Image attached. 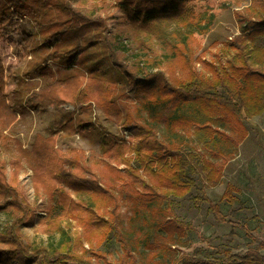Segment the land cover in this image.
Returning a JSON list of instances; mask_svg holds the SVG:
<instances>
[{"label": "rangeland", "instance_id": "rangeland-1", "mask_svg": "<svg viewBox=\"0 0 264 264\" xmlns=\"http://www.w3.org/2000/svg\"><path fill=\"white\" fill-rule=\"evenodd\" d=\"M51 1L40 0L48 5L60 0ZM258 1L188 0L178 15L161 18L153 28L145 30L129 23L110 0H66L59 3L78 8L85 15L101 14L113 34L118 36L115 40L122 62L134 64L138 70L146 72L161 70L170 83L179 86L190 81H215L216 73L225 79L227 73L232 74L230 62L236 63L232 40L237 36H242L243 43L250 49L248 58L252 66L264 69V55L261 53L264 31L252 27V22L264 17ZM40 2L0 0V7L4 8V20L0 26L3 93L5 101L17 114L16 122L4 132L11 139H19L24 149L31 148L36 137L50 138L54 150H64L65 156L70 157L72 155L67 150L73 148V156L76 151L91 168L98 167L106 186L110 185L120 198L118 222L131 245V254L123 251L114 235L103 240L74 218H64L56 228L48 230L42 206L51 205L54 200L44 183L39 191L35 190L34 175L25 160L28 154L15 149L8 151L11 145H3L0 149L3 162L4 158L16 160L17 155L21 159L17 163L21 193L28 208L36 211L35 220L22 227L23 242L31 248L45 246L51 260L58 255L62 240L71 243V253L92 255L75 246V240L81 237L85 249L93 248L105 254V258L93 256L94 264H174L182 254L203 259H224L229 254H240L246 260L264 264V103L261 106L248 103L249 109L245 108L243 115L249 117L240 122L227 108L213 101L190 100L181 102L176 108L168 105L147 111L146 100L155 93L154 88L147 92L137 87L116 88V105L110 109L115 118L133 115L148 120L163 138L190 154L205 156L221 167L216 175L217 183L206 188L207 196L220 206L227 219L242 224L256 239L241 227L216 220L208 210V203L196 197V188L183 197H171L170 203L157 200L141 204L129 191L118 190L114 173L108 165L111 160L102 150L106 133H119L129 140L134 129H121L93 100V107L88 106L82 116L93 122L90 129H81L79 122L75 123L69 117L74 107L76 113L85 109L81 104L74 105L67 100L74 92V83L66 80L65 74L75 68L97 66L95 62L104 57V53L98 46L83 44L84 47L81 45L73 56L68 57L66 52L82 36L65 30L67 24L64 23L58 26L52 22L50 25L39 24L44 17H49L48 12L47 17L42 16L45 11ZM59 30L57 40L49 37ZM85 36L95 40L93 31L87 30ZM95 48L97 53L92 51ZM44 87L47 92L59 93L60 103L38 112L32 108L31 94ZM82 88L88 92L93 89L91 84L88 87L87 80L83 81ZM217 90L223 94L221 87ZM123 168L120 164L119 169ZM6 169L7 175L10 174V162H7ZM230 186L237 189L234 194L238 201L233 203L224 197ZM71 194L88 200L94 210L107 214L109 205L105 192L84 188ZM240 201L244 203L242 208L239 207ZM173 218L187 227L182 230L171 226ZM10 222V212L0 210V231L6 230ZM30 264L43 263L35 260Z\"/></svg>", "mask_w": 264, "mask_h": 264}, {"label": "trees", "instance_id": "trees-1", "mask_svg": "<svg viewBox=\"0 0 264 264\" xmlns=\"http://www.w3.org/2000/svg\"><path fill=\"white\" fill-rule=\"evenodd\" d=\"M40 2V0H37ZM52 0L51 2H55ZM65 2L66 0H60ZM59 1V2H60ZM108 2V0H102ZM113 6L120 10L129 23L135 24L140 29H151L154 23L161 19L176 16L183 9L188 0H110ZM40 2L41 8L45 11L42 16L49 13L48 18H43L39 24L50 25V23L67 24L68 30L75 36L82 38L74 42L66 54L73 56L83 44L85 46H98L102 49L104 57L97 59V66L88 69L75 68L67 72L66 80L74 83V92L67 100L74 105L81 104L85 111L76 113V107L70 111L71 120L79 122L81 129L88 130L93 126L91 119H84L83 114L87 107H93L92 100L100 106L103 114L113 119L121 129L133 128V137L125 139L119 133H106L104 135L103 153L108 156L109 167L112 169L118 190L129 191L141 204L157 200L171 202V197H183L193 188L198 190L196 196L199 201L208 203V210L214 218L220 222H226L232 227L238 226L246 231L252 239H256L246 228L237 222L227 219L220 209V206L212 201L206 193L207 186L215 185L218 181L216 175L221 167L214 165L205 156L200 157L182 150L179 146L163 138L156 127L148 120L136 118L133 115L117 116L110 111L116 105V88H143L144 91L155 89V93L149 95L146 100V110L155 111L168 105L176 108L181 102L190 100L213 101L227 108L238 121H246L243 110L249 109L248 103L261 106L264 103V69L260 66H252L249 61L250 49L243 43V37L237 36L233 41L235 47L234 59L236 63L230 62L232 74H226V79L216 73V80L190 81L183 85L175 86L167 80L166 74L157 70L146 72L134 64L129 65L120 60V52L116 43L117 34H113L111 28L101 15H85L80 9L71 6H62L61 3ZM264 10V0L258 1ZM1 4V3H0ZM17 4V3H16ZM4 8L0 7V26L4 20L2 17ZM54 19V20H53ZM59 21V22H56ZM38 26H41L39 25ZM253 28L264 31V17L252 22ZM87 30L93 31L94 41L86 38ZM56 35H49L57 40ZM74 36V37H75ZM118 39V38H117ZM80 43H79V42ZM93 42L95 43L93 45ZM84 47V45H83ZM264 55V45L261 48ZM97 53V49H92ZM105 60L107 62H105ZM109 66H113L109 68ZM59 80V79H58ZM87 80L88 87L92 85V91L88 92L82 88V83ZM58 82V81H57ZM4 71L0 63V149L1 146H10L8 151L13 149L21 153H27L25 160L29 163L34 175L35 190L39 191L44 183L49 196L54 200L53 204L42 206L46 212L44 217L48 230L56 228L64 218H74L79 225L92 229L103 240L110 239L111 235L120 243L124 252L131 254V245L127 236L123 233L118 222V211L120 209V198L113 192L111 186H106V180L102 178L101 170L97 167H90L82 161V155L73 148L67 151L70 157L65 156L64 150H54V142L50 138L36 137L31 143V148H22L19 139H11L4 131L16 122V112L7 104L3 93ZM221 87L223 94L217 88ZM46 87L34 91L30 101L35 111H42L51 105L59 102V93L56 91L47 92ZM176 110V109H175ZM74 112L76 115H74ZM249 112V111H248ZM251 113V112H249ZM175 115V112H173ZM73 124H70V126ZM75 125V124H74ZM74 128H71L73 131ZM7 149V148H6ZM58 151V155H56ZM7 160L0 158V210L7 209L10 212L11 222L7 229L0 231V264L18 262L19 264H30L39 260L43 264H94L93 256L104 257L105 254L93 248L87 250L83 247L81 237L75 240V246L82 247L85 253L92 255L73 254L69 248L71 243L66 240L60 242L61 246L58 255L51 260L50 252L45 246L31 248L23 242L22 227L31 224L36 218V211L28 208L25 197L22 196L18 182L17 163L21 159ZM7 162H10L11 172L7 175ZM202 162H205L204 165ZM123 164L124 168L119 169ZM109 187V188H108ZM224 192V197L230 203L238 201L234 194L237 189L230 186ZM95 189L105 192L108 195L107 214L94 210L84 198L74 197L72 191L82 189ZM127 189V190H124ZM136 195H135V194ZM55 196L58 199H55ZM244 203L239 202L242 208ZM170 205V204H169ZM242 206V207H241ZM40 207V206H39ZM171 226L184 230L187 226L173 218ZM145 237V236H144ZM133 264H137L133 262ZM174 264H263L259 261L246 260L243 255L229 254L224 259L196 258L190 254H182Z\"/></svg>", "mask_w": 264, "mask_h": 264}]
</instances>
